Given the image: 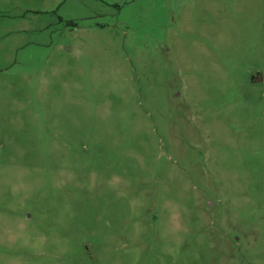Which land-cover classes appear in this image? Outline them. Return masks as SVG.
Wrapping results in <instances>:
<instances>
[{
	"label": "rangeland",
	"instance_id": "obj_1",
	"mask_svg": "<svg viewBox=\"0 0 264 264\" xmlns=\"http://www.w3.org/2000/svg\"><path fill=\"white\" fill-rule=\"evenodd\" d=\"M0 264H264V0H0Z\"/></svg>",
	"mask_w": 264,
	"mask_h": 264
}]
</instances>
